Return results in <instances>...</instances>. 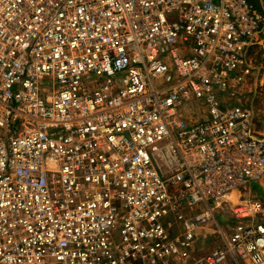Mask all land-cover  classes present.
Listing matches in <instances>:
<instances>
[{
  "label": "built area",
  "instance_id": "built-area-1",
  "mask_svg": "<svg viewBox=\"0 0 264 264\" xmlns=\"http://www.w3.org/2000/svg\"><path fill=\"white\" fill-rule=\"evenodd\" d=\"M263 25L253 0H0V264H264L238 92Z\"/></svg>",
  "mask_w": 264,
  "mask_h": 264
},
{
  "label": "rangeland",
  "instance_id": "rangeland-1",
  "mask_svg": "<svg viewBox=\"0 0 264 264\" xmlns=\"http://www.w3.org/2000/svg\"><path fill=\"white\" fill-rule=\"evenodd\" d=\"M260 1L261 0H253L254 4L258 8V11L264 13V0H262L261 2ZM260 37L264 38V25L262 31L257 37V42L259 41ZM249 56L253 62L255 69L253 71V75L248 77L246 84L240 87L238 89V92L243 96L241 97L242 102L254 112L255 121L253 128H256V132L254 131V133L255 135L260 137L264 136V97H260L264 94V47L262 45H259V48L257 50L254 49L251 51L250 49ZM261 79H263V82H261L260 84ZM258 83L259 85L257 86ZM47 84V82L42 81L40 85L45 86ZM261 183H263L262 185L264 186V180H262ZM251 189L257 196H260V198L264 201V190L262 189V186H260V184H257V186L255 185ZM248 190V187H243L240 190V193L234 196V200H237V198L241 199L243 197L248 196ZM169 223L172 230L176 229L178 226L172 218H170ZM224 224V221H222L219 226L223 234H228V230L226 229ZM221 244V235L218 233L217 228L213 224H208L203 228L199 229L197 232L196 251L193 255H203L204 253L211 251L212 249L220 246ZM185 264H194V261H188ZM228 264L235 263L230 261ZM239 264L244 263L240 261Z\"/></svg>",
  "mask_w": 264,
  "mask_h": 264
},
{
  "label": "crops",
  "instance_id": "crops-1",
  "mask_svg": "<svg viewBox=\"0 0 264 264\" xmlns=\"http://www.w3.org/2000/svg\"><path fill=\"white\" fill-rule=\"evenodd\" d=\"M258 43H259V45H262L263 47H264V38H262V37H260V39H259V41L257 42L256 41V43H255V45L254 46H252L251 47V51L252 50H257L258 48H259V45H258ZM261 82H263V79H261V81H260V84H261ZM259 85V83L257 84V86ZM260 97H264V94H263V96H260ZM255 121V120H254ZM254 131L256 132V128L254 129ZM258 132V131H257ZM262 132V131H261ZM259 133V132H258ZM260 134V133H259ZM263 134H264V132H263ZM262 137H264V136H262ZM263 183H260V186H262V189L264 190V186L262 185ZM230 262V260H226V261H224L222 264H228Z\"/></svg>",
  "mask_w": 264,
  "mask_h": 264
}]
</instances>
